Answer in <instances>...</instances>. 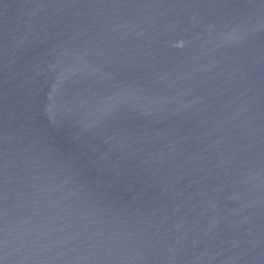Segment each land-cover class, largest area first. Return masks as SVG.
<instances>
[{
  "label": "water",
  "instance_id": "1",
  "mask_svg": "<svg viewBox=\"0 0 264 264\" xmlns=\"http://www.w3.org/2000/svg\"><path fill=\"white\" fill-rule=\"evenodd\" d=\"M0 264H264V0H0Z\"/></svg>",
  "mask_w": 264,
  "mask_h": 264
}]
</instances>
